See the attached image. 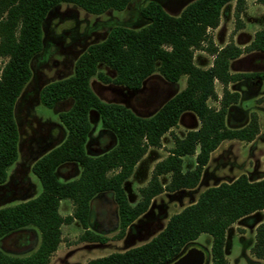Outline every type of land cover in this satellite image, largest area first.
Instances as JSON below:
<instances>
[{"label": "trees", "instance_id": "1", "mask_svg": "<svg viewBox=\"0 0 264 264\" xmlns=\"http://www.w3.org/2000/svg\"><path fill=\"white\" fill-rule=\"evenodd\" d=\"M132 0H0V58L6 59L0 74V185L8 168L17 159L18 130L14 106L31 78L30 63L42 50V23L58 4H73L92 15L109 10L123 11ZM232 0H195L173 17L158 0H148L140 15L147 24L139 30L113 27L105 40L91 45L77 59L72 76L44 86L40 103L52 109L70 100L66 112L58 118L66 130L63 142L37 160L31 170L41 186L40 194L23 203L0 209V241L17 231L34 228L39 234L37 249L28 256L14 257L0 248V264H48L61 242V227L77 221L84 230L80 240L104 243L105 239L89 231L90 203L100 194L109 193L117 207L122 239L127 228L149 208L159 194L195 188L211 153L224 141L252 142L259 132L258 121L251 115L239 129L225 125L228 108L239 96L227 86L246 78L264 81V72L230 74V62L243 53H264V28L256 32L244 49L228 44L212 47L208 30L219 23L221 9ZM264 5V0H257ZM244 0H236L237 14ZM209 42L214 57L206 70L195 66L194 52ZM103 65L113 76L98 71ZM175 84L186 76L183 90L167 100L151 117L141 118L119 104L102 102L91 90L94 76L104 84L137 91L154 72ZM222 87L218 97L214 84ZM208 101L219 104L215 109ZM94 112L101 128L113 135L115 146L98 157L89 156L85 144L91 131L89 114ZM190 112L199 128L182 138L174 137L168 156L157 163L148 184L139 190L140 199L131 206L123 189L137 163L149 148H160L161 138L174 128L182 114ZM194 156L195 165L182 172V159ZM68 163L81 168L79 177L61 182L57 169ZM170 175L162 186L159 177ZM68 200L73 212L61 217L59 205ZM264 211V179L249 182L240 176L230 184L212 187L200 194L195 204L170 217L164 229L149 242L122 253L88 261L86 264H168L200 235L211 238L210 263L227 264L224 255L227 229L239 219ZM251 254L264 259V221L257 227Z\"/></svg>", "mask_w": 264, "mask_h": 264}, {"label": "rangeland", "instance_id": "2", "mask_svg": "<svg viewBox=\"0 0 264 264\" xmlns=\"http://www.w3.org/2000/svg\"><path fill=\"white\" fill-rule=\"evenodd\" d=\"M148 0H132L123 11L109 10L101 15L89 14L73 4H58L46 15L42 23V50L30 63L31 78L23 88L14 106V117L18 130L17 159L7 170L6 181L0 185V209L27 202L37 197L41 186L32 173L33 164L59 146L66 137V130L59 121L58 113L66 112L70 100L57 103L52 109L44 107L39 100L41 89L52 82L69 78L73 74L77 59L91 45L106 39L109 31L116 26L139 30L147 22L140 11ZM163 10L177 17L182 10L195 0H158ZM264 28V5L257 0H244L243 10L237 14L236 0L227 3L220 12L215 29L208 30L212 47L221 49L233 44L240 49L247 47L256 32ZM209 42L194 52L195 66L206 70L211 67L214 57L208 52ZM6 59L0 58V74ZM98 71L110 77L113 73L103 65ZM264 72V53H243L230 62V74H252ZM90 88L104 103L119 104L136 116L151 117L167 100L184 89L186 76L171 84L156 71L147 78L141 88L130 91L114 84H104L96 76L90 79ZM214 89L219 98L222 87L215 82ZM230 93H237L239 99L232 104L225 117L229 129L245 126L251 115L258 121L259 132L252 142L230 140L222 142L210 155L198 185L193 189L163 192L154 197L148 210L137 218L118 239L119 220L116 204L109 193L96 196L90 203L89 231L105 239L104 243L81 241L83 228L77 221L61 227V242L48 264H86L90 260L122 253L139 247L165 227L175 214L193 205L200 194L221 184H230L240 176L249 182L264 179V81L246 78L227 86ZM215 109L219 104L208 101ZM91 131L85 144L89 156L98 157L115 146L112 134L103 130L98 116L89 114ZM199 121L190 112L184 113L177 125L161 138L160 148H149L135 166L131 176L124 182L127 201L134 206L140 199L139 190L151 179L154 167L164 160L174 146V137L182 139L187 132L199 128ZM194 156L182 159V172L194 168ZM81 172L77 164L60 166L56 176L61 182L76 180ZM162 186L168 185L170 175L159 177ZM59 214L65 218L72 214L70 201L60 202ZM264 221V211H257L232 224L225 234L224 255L227 264H264L250 252L255 240L257 227ZM39 234L34 228H26L0 241L3 252L14 257H25L39 245ZM195 247L205 251L209 257L211 238L200 235L187 248Z\"/></svg>", "mask_w": 264, "mask_h": 264}, {"label": "water", "instance_id": "3", "mask_svg": "<svg viewBox=\"0 0 264 264\" xmlns=\"http://www.w3.org/2000/svg\"><path fill=\"white\" fill-rule=\"evenodd\" d=\"M209 257L205 251L191 247L184 249L173 261L168 264H208Z\"/></svg>", "mask_w": 264, "mask_h": 264}]
</instances>
